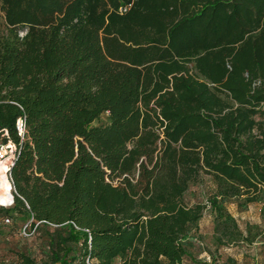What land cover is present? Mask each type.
<instances>
[{
  "label": "trees",
  "instance_id": "obj_1",
  "mask_svg": "<svg viewBox=\"0 0 264 264\" xmlns=\"http://www.w3.org/2000/svg\"><path fill=\"white\" fill-rule=\"evenodd\" d=\"M0 11V130L19 142V115L26 128L0 218L53 231L44 259L16 264H182L206 206L217 244L251 241L224 201L264 192V0H0ZM204 176L212 194L187 206Z\"/></svg>",
  "mask_w": 264,
  "mask_h": 264
},
{
  "label": "rangeland",
  "instance_id": "obj_2",
  "mask_svg": "<svg viewBox=\"0 0 264 264\" xmlns=\"http://www.w3.org/2000/svg\"><path fill=\"white\" fill-rule=\"evenodd\" d=\"M1 14L0 11V34L7 32ZM22 32L23 28H19L17 34L20 36ZM104 123H106V113L101 114L91 125ZM5 187V184H0V188ZM214 188V183L210 178L204 176L199 182L188 186L182 196V201L187 206L205 204ZM1 195L9 198L7 193L1 192ZM3 202L5 201L0 200V203ZM224 206L235 220L238 230L242 234L248 230L250 236L253 237L251 241L239 239L217 244L214 241L212 216L206 206L200 219L190 227L186 236L181 240L186 252L183 264H263L264 192L252 203L240 205L236 199L229 198L224 201ZM11 219V223L3 225L0 218V263L16 264L18 253L29 255L36 262L44 259L48 250V239L53 231L42 228L38 235L23 237L18 234V227L24 223L23 218Z\"/></svg>",
  "mask_w": 264,
  "mask_h": 264
},
{
  "label": "built area",
  "instance_id": "obj_3",
  "mask_svg": "<svg viewBox=\"0 0 264 264\" xmlns=\"http://www.w3.org/2000/svg\"><path fill=\"white\" fill-rule=\"evenodd\" d=\"M125 8H122L121 10H124ZM14 131L19 138V142H14L11 139L7 138V131L6 129L0 130V165H3L6 168L5 171V177L6 180L9 184L10 188V195H9V202L7 204H0V207L2 208H8L12 205V186H11V181H10V176H9V169L11 165L13 164V160L20 148L21 142L25 138L26 134V128H25V121H24V116L19 115L15 118L14 120ZM12 217L9 215H4L1 217V223L3 225H8L11 223ZM38 222H35L34 224L32 223V219L26 220L23 224H21L18 227V234L23 237H29L31 235L36 234V225ZM84 231H87L84 229ZM89 238V235H88ZM87 264H91L86 260Z\"/></svg>",
  "mask_w": 264,
  "mask_h": 264
},
{
  "label": "bare ground",
  "instance_id": "obj_4",
  "mask_svg": "<svg viewBox=\"0 0 264 264\" xmlns=\"http://www.w3.org/2000/svg\"><path fill=\"white\" fill-rule=\"evenodd\" d=\"M5 171H6V168L3 165H0V174H1L0 175V180H1V178H4L6 180ZM6 183H7V188L6 187L5 188H0V196L3 197V198H5V197L3 195H1V192L2 193H7V194L10 195V188H9V184H8L7 180H6ZM9 200L7 202H3V204H7L9 202ZM0 204H2V203H0Z\"/></svg>",
  "mask_w": 264,
  "mask_h": 264
},
{
  "label": "crops",
  "instance_id": "obj_5",
  "mask_svg": "<svg viewBox=\"0 0 264 264\" xmlns=\"http://www.w3.org/2000/svg\"><path fill=\"white\" fill-rule=\"evenodd\" d=\"M182 264H183V261H182Z\"/></svg>",
  "mask_w": 264,
  "mask_h": 264
}]
</instances>
